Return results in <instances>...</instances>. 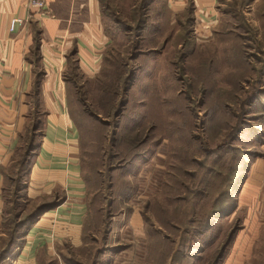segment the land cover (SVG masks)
Wrapping results in <instances>:
<instances>
[{
    "label": "rangeland",
    "instance_id": "obj_1",
    "mask_svg": "<svg viewBox=\"0 0 264 264\" xmlns=\"http://www.w3.org/2000/svg\"><path fill=\"white\" fill-rule=\"evenodd\" d=\"M152 1L103 0L101 73L71 56L62 75L88 184L82 252L103 245L118 264H148L151 245L155 264H264V1L229 7L222 34L205 39L187 13L171 16L181 25L167 38L168 25L154 28L163 0ZM33 101L2 172L0 249L34 209L19 198L27 166L17 164L36 157L43 133V88Z\"/></svg>",
    "mask_w": 264,
    "mask_h": 264
},
{
    "label": "crops",
    "instance_id": "obj_2",
    "mask_svg": "<svg viewBox=\"0 0 264 264\" xmlns=\"http://www.w3.org/2000/svg\"><path fill=\"white\" fill-rule=\"evenodd\" d=\"M259 1L166 0V6L174 15L193 7V33L205 39L213 31L222 34L226 28L223 20L230 15L229 7H256ZM46 4L47 15L29 5V0H0V125L12 132L0 135V237L6 235L1 168L10 163L15 153L9 147H15L28 113L39 106L33 101L37 69L32 54L37 34L41 36L45 71L42 83L45 116L25 194L33 204L51 205L23 236L20 248L3 263L118 264L117 260L108 259L110 252L103 245L93 249L95 253L89 258L82 252L89 247L85 236L88 187L79 159L78 129L67 108L62 82L71 56L79 61L86 75L100 72L110 43L105 32L103 1L46 0ZM12 17L25 21L13 32L9 29ZM152 248L148 245L145 256L148 264H155Z\"/></svg>",
    "mask_w": 264,
    "mask_h": 264
},
{
    "label": "trees",
    "instance_id": "obj_3",
    "mask_svg": "<svg viewBox=\"0 0 264 264\" xmlns=\"http://www.w3.org/2000/svg\"><path fill=\"white\" fill-rule=\"evenodd\" d=\"M158 2H159V0H153L150 3V6L153 5V4H156ZM234 7H237V6L234 5ZM108 8H110V7H108ZM108 8H107V10H108ZM230 12H231V10H230ZM184 13H187L186 14L187 15L186 16V19L188 21V27H189V24H191V23L193 24L192 25V27H193L194 24H195L194 8L193 7H188V9ZM184 13H182V14H184ZM172 15H174V13L172 12V10H170L166 6V0H163L161 6L157 8L156 17L155 18L158 19V18L161 17V18H163L165 20V23L163 24V21L160 19L161 20V23L159 25L157 24L156 27H154V28H158L159 30H161V29H167V25H168V27L170 28V30L167 33V35H165V36H169L167 38H170V39L173 37L172 34H174L176 30L178 31V28L181 25L180 23H178V21H174V22L172 21V19H171V16ZM103 16H104L103 19H104L105 32H106V35L108 37H110V33L107 30V26H106V23H105V18H106L105 11L103 12ZM183 28L185 29V32H186L185 35H186L187 34V27H186V25ZM226 32H229V34H230V31L229 30L226 31ZM164 34L165 33H162V35H164ZM231 35H233V32H232ZM187 42L188 41H186V37H185V38H183V40H182L181 43H182V45H185ZM40 48H41V36L39 34H37L36 35V38H35V47H34V50H33L35 60L32 59L33 63L36 66V69H37V71H36V91H41L43 79H44V76H45V71H44L43 66H42V55H41V52H40L41 51ZM107 50H108V48L106 49V51L104 53L102 65L106 61ZM139 55H141V54H139ZM100 71H102V70H100ZM99 73H101V72H99ZM231 85H233V84H231ZM41 95L42 94H39V93L37 95V93H36V101L38 100L37 97H41ZM71 111L72 110L69 107V112H71ZM70 115H71V113H70ZM37 148H38V146H37ZM32 162H33V158L30 159L29 161H26V158H24L23 161H21L19 163L17 162V164L20 165V170L23 169V168L25 169L26 166H27V169H26V179L19 184V185H21V186H19V192H20L19 198L22 199V200L28 201L29 203H31V202L27 199L26 194H25V190L27 188V179H28V175H29V172H30V166H31ZM4 169H5V167H2L1 168V170H2L3 173H4ZM82 171H83V167H82ZM83 175H84V173H83ZM84 179L86 180V183H87V179H86L85 175H84ZM87 187H88V184H87ZM4 191H5V188L3 187V196H4ZM4 198L6 200V205H7L8 201H7V199H6L5 196H4ZM33 205H34V209H32V211H30L23 219L21 218L20 221L16 224L22 230L21 233H20V235L16 238V236H14L12 234V236H11L12 240H11V242L9 241V244H7L6 247H3V248L0 249V261H3L8 255H11L12 253L16 252L18 250V248H20V246L22 244L21 243L22 242L21 240H22L23 236L30 229V227L38 220V218L42 214H44L46 211H48L50 209L49 206H51L50 204L48 205V204H45V203H43V204H33ZM15 230L13 232H15Z\"/></svg>",
    "mask_w": 264,
    "mask_h": 264
},
{
    "label": "built area",
    "instance_id": "obj_4",
    "mask_svg": "<svg viewBox=\"0 0 264 264\" xmlns=\"http://www.w3.org/2000/svg\"><path fill=\"white\" fill-rule=\"evenodd\" d=\"M29 5L38 7L45 15L48 14V11L46 9L47 4L46 0H29ZM24 19L20 17H12L9 24L10 31H15V29L19 26L24 24Z\"/></svg>",
    "mask_w": 264,
    "mask_h": 264
}]
</instances>
